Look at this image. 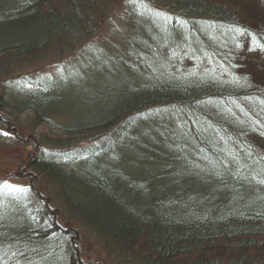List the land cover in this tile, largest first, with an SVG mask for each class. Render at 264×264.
I'll return each instance as SVG.
<instances>
[{"label":"trees","instance_id":"obj_1","mask_svg":"<svg viewBox=\"0 0 264 264\" xmlns=\"http://www.w3.org/2000/svg\"><path fill=\"white\" fill-rule=\"evenodd\" d=\"M0 85V124L60 131L30 164L53 215L0 190V264H84L59 208L113 264H264V0H0Z\"/></svg>","mask_w":264,"mask_h":264},{"label":"rangeland","instance_id":"obj_2","mask_svg":"<svg viewBox=\"0 0 264 264\" xmlns=\"http://www.w3.org/2000/svg\"><path fill=\"white\" fill-rule=\"evenodd\" d=\"M122 1V0H121ZM119 4H116L113 6L112 11L110 13H114V11L118 8ZM103 34V33H102ZM106 35V33H105ZM56 63V64H54ZM106 66L108 67V61L105 62ZM103 64V65H104ZM115 64V63H114ZM113 64V66H114ZM64 64H59L55 61L48 60L42 64L37 66H28V67H22L20 70H14L11 72L9 77L3 78L1 81H6L7 83L10 81H17L16 84L13 87L17 86H23L25 87V90H34L38 87V84L40 83L38 81V76H48L49 80L52 79L53 75L57 74L59 71H62L65 69V67H62ZM126 65V63H125ZM117 70V71H116ZM116 70L114 73H112L110 78L113 81H118L120 75L124 73V68L121 66H116ZM19 76V77H18ZM17 78L19 80H17ZM14 79V80H13ZM22 80V81H21ZM67 87L74 89L77 93H82L81 90L77 91L80 87L85 85L86 83H89V78L86 75H80L79 72H69V75L67 76ZM6 85V84H4ZM8 87V84H7ZM1 90V85H0ZM3 91V89L1 90ZM22 94V93H21ZM2 97V94L0 93V98ZM30 112H25L18 116L17 119L8 117L9 124L4 125L0 124V190L3 193H16L19 194L20 191L27 193V189L29 188V182L30 184L33 183L32 179H34L33 187L35 192H38L41 194V198L38 197V199L35 197L30 202V206L35 209L42 208L43 204L41 201L45 204L49 203V209L50 215H53L55 210L53 207H55L56 204L51 202L50 200V193L44 187L41 183L38 181L40 180L39 175L36 176L32 172V168L30 167L32 161L36 155V152H38V146L34 147L33 142L39 141L43 142V139L48 142V144H51L54 139H56L59 135L58 133L59 128L54 125H48V126H39L36 129L32 127V124L29 120ZM7 118L5 112L2 108H0V119ZM63 119L60 118V120H57L56 122H59L63 124ZM58 123V124H59ZM51 130L54 132V136L51 135ZM44 137V138H43ZM43 138V139H42ZM64 139V137H63ZM75 162L70 161L68 164V167L70 169H74ZM39 179V180H38ZM34 194L33 189H30ZM27 191V192H26ZM3 193H0V201L7 200L8 198ZM26 197V196H25ZM10 205H0V214L4 216V220H6V217L10 216L11 214L15 212H19V208H24V199L19 198L18 202L16 201H8L6 202ZM62 209L59 208L57 211L56 216V222L60 224L61 226H67L71 225L73 227H77L76 223L70 221L69 219L66 221V214L61 212ZM25 212V210H24ZM28 214L31 216H34L35 214H31L30 210L28 211ZM61 214V215H60ZM1 216V215H0ZM75 230L76 233L73 232L72 235L75 236L76 242H78V250L81 252V260L84 264H113V261L111 257L106 256V252L104 250V247L101 243L96 242L95 238L92 236L91 233L86 232L82 229ZM77 249V248H76Z\"/></svg>","mask_w":264,"mask_h":264}]
</instances>
